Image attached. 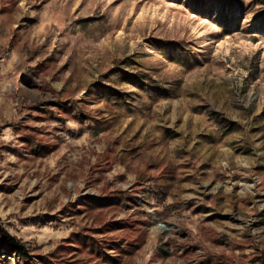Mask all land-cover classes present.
Returning <instances> with one entry per match:
<instances>
[{"label": "rangeland", "instance_id": "obj_1", "mask_svg": "<svg viewBox=\"0 0 264 264\" xmlns=\"http://www.w3.org/2000/svg\"><path fill=\"white\" fill-rule=\"evenodd\" d=\"M0 264H264V0H0Z\"/></svg>", "mask_w": 264, "mask_h": 264}, {"label": "trees", "instance_id": "obj_2", "mask_svg": "<svg viewBox=\"0 0 264 264\" xmlns=\"http://www.w3.org/2000/svg\"><path fill=\"white\" fill-rule=\"evenodd\" d=\"M8 247L13 248L16 252H19L21 255H28V252L24 246L16 237L8 236Z\"/></svg>", "mask_w": 264, "mask_h": 264}]
</instances>
